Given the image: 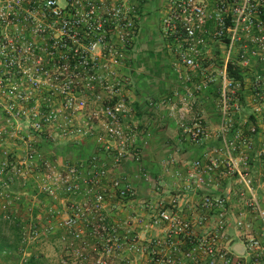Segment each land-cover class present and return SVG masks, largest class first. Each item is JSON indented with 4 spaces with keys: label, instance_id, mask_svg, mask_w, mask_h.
<instances>
[{
    "label": "built area",
    "instance_id": "obj_1",
    "mask_svg": "<svg viewBox=\"0 0 264 264\" xmlns=\"http://www.w3.org/2000/svg\"><path fill=\"white\" fill-rule=\"evenodd\" d=\"M142 2L0 0L2 210L9 205V190L14 185L24 195L28 190H37L51 200H57L58 193L64 195L59 200L61 210L48 208L47 216L55 221L54 227L64 231L63 239L79 243L82 261L87 239L95 242L91 252L98 257L97 264H106L105 257L125 252L145 254L139 238L120 235L103 212L111 194L120 202L133 200L135 194L124 179L115 177L108 184L110 172L98 154L87 156L85 169L57 166L42 147L44 142L93 139L112 165L128 158L137 161V126L129 121L131 109L124 95L129 77L121 70L138 53ZM159 22L175 66L206 83L220 82L218 132L227 136L233 129L232 115L239 111V104L230 96L240 83L230 76V70L241 75V70L258 64L252 88L264 103V0H169ZM183 79L191 81L189 76ZM43 90L55 95L59 104L33 103V97ZM196 90L186 86L171 111L190 121L183 132L197 145L209 133L197 109ZM249 132L254 135L255 127ZM9 139L15 143L10 145ZM227 145L235 151L242 149V160H246V151L254 150L252 138L237 132ZM255 155L264 160V144ZM199 166L196 162L187 174L196 186L202 183ZM239 183L246 190L252 187V181L242 175ZM226 204L224 198L202 195L194 205L200 214L193 219L182 213L178 197L168 207L158 202L151 228L159 234L151 243V254L164 255L166 259L159 261L173 264V256L187 244L182 257L188 264H264V240H247L244 254L234 257L223 247L229 221ZM249 207L256 211L264 237V209L253 199ZM3 220L11 222L9 215L4 214ZM236 228L246 226L239 221ZM195 229L201 231L199 236ZM20 234L26 240L40 237L36 226L22 227Z\"/></svg>",
    "mask_w": 264,
    "mask_h": 264
},
{
    "label": "crops",
    "instance_id": "obj_2",
    "mask_svg": "<svg viewBox=\"0 0 264 264\" xmlns=\"http://www.w3.org/2000/svg\"><path fill=\"white\" fill-rule=\"evenodd\" d=\"M168 1L143 0L138 53L121 70L123 75L129 77L125 95L132 115L129 121L137 126V161L128 158L114 166L93 139L63 143L60 151H57L59 157H51L58 166L62 162H72V165L85 169L87 156L98 154L109 169L108 184L118 177L131 186L135 194L133 200L120 202L111 194L106 199L103 212L108 222L118 228L120 235L139 238V244L146 248L145 254L141 255L140 264H164L159 261L166 259L164 255L151 254V243L159 234L158 229L151 228V222L157 212L158 202L167 206L174 197H178L182 213L193 219L200 214L194 205L202 195L226 199L229 221L223 247L231 257L237 255L234 251L236 245L243 246L249 239L264 240L261 221L256 211L249 207L253 199L260 209H264V164H261L264 161L254 153H246V160H242L240 153L243 150L235 151L227 145L236 132L251 137L249 131L252 127L262 129L252 136L254 145L258 146L264 140V103L249 83L254 74L259 72V67L257 65L254 71H241L242 75L238 80L240 86L230 98L232 102L239 104V111L232 115L233 129L227 136H221L218 132L220 82L206 83L201 78L195 79L187 69L175 66V58L161 35L159 21ZM185 76L191 77V81L185 82ZM186 86L192 90L197 88V109L209 133L208 138L197 145L191 143L183 132L182 127L189 126L190 121L187 118L185 121L181 120L176 111H171V107L177 105L179 97L184 95ZM151 102L155 104L154 107H150ZM2 109L0 105V124L3 121ZM196 162L200 163L197 171L202 177L199 186L187 179L188 172ZM232 163L235 166L230 167ZM240 175L252 181L250 189L246 190L239 183ZM189 185L191 190L187 189ZM9 192L12 196H18V200L12 197L18 202L9 201L8 212L18 214V219L14 217L15 222L26 221L31 207L26 198L34 190L24 195L14 185ZM3 204L4 200L0 199L1 209ZM60 205L53 204L58 210L62 208ZM147 205L152 208H147ZM1 209L0 250H3L11 247L10 239L15 240L17 229L3 220L4 212ZM37 213L41 216L42 212H35L34 215ZM239 221L246 226L244 230L236 228V222ZM200 234L201 231L195 229V236ZM186 249L187 244L180 246V253L173 256V264H188L182 257V252Z\"/></svg>",
    "mask_w": 264,
    "mask_h": 264
},
{
    "label": "rangeland",
    "instance_id": "obj_3",
    "mask_svg": "<svg viewBox=\"0 0 264 264\" xmlns=\"http://www.w3.org/2000/svg\"><path fill=\"white\" fill-rule=\"evenodd\" d=\"M257 65L258 64L256 65L251 64L250 68L247 69V71L248 70L254 71L255 67L257 69ZM241 71H245V70H241ZM240 74L242 75L241 72ZM253 79L249 81L251 86L252 83L254 82ZM43 89H46V87H43ZM126 90L127 87L125 88L124 95L126 94ZM43 91L44 93H38L37 95H35V97H33V103H36L39 106H43L47 104L49 105L59 104V99L55 95L52 96L49 95V93H46L45 90ZM87 98L91 100L93 97L90 96ZM125 98L127 99L126 95ZM255 129H256L255 134L258 133V130H262V129H258L257 127H255ZM252 136L251 138H253ZM7 142L10 145H12L15 143V140L9 139L7 140ZM263 144H264V140L260 141L257 144L258 146L255 145L253 146L255 151L254 150L246 151V153L255 154L258 148L261 147ZM61 145L62 144L59 143L44 142L42 150L46 155H49L50 159L51 157L57 159L59 157L57 151H60ZM52 161L58 166L56 160H52ZM60 165L69 166L72 165V162H67L66 164L65 163L63 164L62 162V164ZM28 191H26V193H28ZM57 196H58L57 200H51L50 198L39 193L37 190H34V192L29 197L26 198L28 203L31 204V207L28 210V212L26 211L28 214L27 216L28 219L26 221L24 220L21 223H19V221L15 222L16 219H18L17 218L18 214L14 213L13 211L8 212L7 208L6 210H2L0 208L5 215L10 216L11 222L9 223L10 224L9 226H13L17 229L16 231L17 235L16 237H14L15 240L10 239V241H12L11 247L9 249L0 250V264H97L98 257L91 252L92 247L95 245L94 240L91 241L90 239H87L86 241L87 244L84 254L85 260L82 261L81 258L78 256V251H80L79 243L75 242L73 244H70V241L68 239H63V236L65 235L64 231L54 227L55 221L49 220L47 216L48 208H54L53 206L54 203L55 204L59 203V200L61 198L65 199L64 195L60 193H58ZM12 197L14 199H17L18 196L17 195L12 196L10 193L8 199L9 201H11V203L13 202L17 203L18 201L14 200ZM40 202L42 203L41 205ZM60 206L62 207V205ZM35 212H42L40 213L41 216L38 215L39 213H37V215H34ZM14 217H16V219H14ZM31 226H36L37 230L40 232V237L36 240L22 239L20 234L21 228L25 227L27 228V230H29ZM50 226H53L54 228L48 231V228ZM140 259H141L140 253L137 254V253L125 252L122 253L121 255L105 257V262L106 264H140Z\"/></svg>",
    "mask_w": 264,
    "mask_h": 264
},
{
    "label": "water",
    "instance_id": "obj_4",
    "mask_svg": "<svg viewBox=\"0 0 264 264\" xmlns=\"http://www.w3.org/2000/svg\"><path fill=\"white\" fill-rule=\"evenodd\" d=\"M234 251L237 255H243L244 254L243 246H241V245H236L234 248Z\"/></svg>",
    "mask_w": 264,
    "mask_h": 264
},
{
    "label": "trees",
    "instance_id": "obj_5",
    "mask_svg": "<svg viewBox=\"0 0 264 264\" xmlns=\"http://www.w3.org/2000/svg\"><path fill=\"white\" fill-rule=\"evenodd\" d=\"M229 74H230V76L231 77H235L236 79H238L239 80V78H240V75L238 74V71H229Z\"/></svg>",
    "mask_w": 264,
    "mask_h": 264
}]
</instances>
